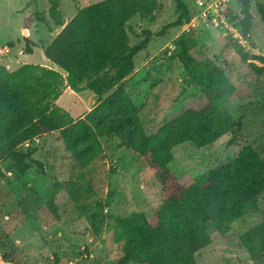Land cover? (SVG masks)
Wrapping results in <instances>:
<instances>
[{
    "label": "trees",
    "instance_id": "obj_1",
    "mask_svg": "<svg viewBox=\"0 0 264 264\" xmlns=\"http://www.w3.org/2000/svg\"><path fill=\"white\" fill-rule=\"evenodd\" d=\"M60 1L47 0L49 19L62 29L43 48L45 58L60 71L24 65L9 72L0 65V163L9 162L20 178L32 165L42 172L30 143L58 133L69 160L77 167L55 179L46 191L45 207L58 220L55 197L65 191L74 211L85 209L80 203L87 202L91 186L84 181L102 152V142L117 141L152 169L164 199L150 218L142 212L110 216L112 240L122 253L116 264H197L196 254L213 241L210 229L223 237L234 222L258 210L257 200L264 194V162L246 146L229 163L189 182L179 180L169 169L172 150L184 143L203 148L225 135L232 136L228 144L233 145L243 121L232 119L221 106L240 92L223 70L207 59L196 60L198 40L193 32L184 33L175 42L173 57L184 71L185 87L199 89L205 101L189 105L147 135L123 83L135 69V57L147 49L153 36H163L190 21L187 4L173 0L176 19L159 32L141 31L143 39L130 46L126 24L135 17L150 19L157 0H102L77 7L67 24L61 19ZM255 7L264 30V4ZM250 8L249 0H241L239 25L248 40L253 21ZM42 16L25 17L23 29L28 32L34 18L41 20ZM21 43L22 54L31 55L35 46L31 38L22 36ZM234 51L244 62L250 61L248 66L256 75L264 73L263 58L250 59L240 46H234ZM67 87L75 93L88 89L97 97L96 105L83 118L73 120L56 105ZM240 243L251 261L264 262V220L247 230ZM51 264L60 262L56 258Z\"/></svg>",
    "mask_w": 264,
    "mask_h": 264
},
{
    "label": "rangeland",
    "instance_id": "obj_2",
    "mask_svg": "<svg viewBox=\"0 0 264 264\" xmlns=\"http://www.w3.org/2000/svg\"><path fill=\"white\" fill-rule=\"evenodd\" d=\"M99 1L102 0H64L62 12L65 15ZM200 1L206 6L219 3L224 15L239 25L241 0H184L190 21L166 31L163 36H153L147 49L135 57V69L123 83L136 104L141 127L147 135L189 105L205 101L199 89L185 87L184 71L173 57L175 42L191 31L198 40L194 51L196 60L212 62L240 92L237 98L221 106L232 119L243 121V129L233 145L228 144L232 136L225 135L203 148L184 143L172 150L169 169L179 180L189 182L229 163L246 146L252 147L264 162V73L256 75L248 66L250 61L244 62L234 51V46H242L238 32L241 26L235 31L238 38H232L221 24L212 22L209 14L201 15L205 8L199 5ZM249 1L253 16L251 40L246 39V50L241 48L250 59H264L263 24L255 7L258 3L264 4V0ZM174 7L173 0H157L150 19L135 17L128 22L129 45L143 39L141 31L156 33L173 22L177 17ZM47 8V0H0V48L10 41L14 43V38L21 40L22 36L45 43L49 29L42 19L35 17L34 23H39L43 39L33 29L34 23L25 31L23 19ZM209 13L213 14L210 10ZM46 20L52 28V22L47 17ZM254 63L263 66V63ZM79 97L85 103L93 100L89 102L91 107L97 101L88 89ZM70 100L72 96L64 95L59 101L60 107L67 111L66 103ZM30 146L36 149L33 158L42 164V172L32 165L20 178L9 162L0 163V264H51L56 258L60 264H116L122 253L112 240L114 223L110 216L125 217L142 212L150 218L158 210L164 195L152 169L117 141H103L102 152L91 166L90 177L84 181L91 186L87 202L80 203L86 208L74 211L67 193L61 191L55 197L59 214L55 220L45 207L46 191L55 179L66 177L77 167L69 160L58 133L38 138ZM257 203L258 210L234 222L227 235L217 237L210 229L213 241L196 254L197 264H264L251 261L240 243V237L247 230L264 220V194ZM93 215L95 219L91 218Z\"/></svg>",
    "mask_w": 264,
    "mask_h": 264
},
{
    "label": "crops",
    "instance_id": "obj_3",
    "mask_svg": "<svg viewBox=\"0 0 264 264\" xmlns=\"http://www.w3.org/2000/svg\"><path fill=\"white\" fill-rule=\"evenodd\" d=\"M64 0H61L59 5V11L61 14V19L63 21L64 24H67L69 22V20H71L76 11H70L69 13H65L62 12V3ZM49 8V5H48ZM47 10L45 11H41L39 12V14L43 15L42 16V21L43 23L48 27L49 32L48 34H46V38L43 41H46L45 43H42L40 41H36L35 39L31 40L34 42L35 46L33 47V53L31 55H23L22 54V49L24 47V45L21 43L20 38H14V43L13 41H10L7 43V46L5 45L3 48H0V65L3 66L6 70H8L9 72L15 71L16 69H18L21 66L24 65H39L48 69H52V70H56V71H60L54 64H52L48 59L45 58L44 54H43V48L48 45L54 38L55 36L61 31L62 27L56 26L54 25V23L52 22V28L49 26V24H47V20L46 17H48L47 14ZM83 8V7H80ZM20 9V8H19ZM31 16V15H30ZM69 18V19H68ZM34 23V21H33ZM32 23V24H33ZM37 25V27H36ZM39 23H34V30H36V34H38V36L42 37V34L40 35V30L41 28H39ZM43 25V24H41ZM40 37V38H41ZM43 39V37L41 38ZM16 48V49H15ZM12 50H15V52H12ZM38 50V53H36ZM85 91V90H84ZM82 93V92H81ZM68 94L69 96H72L73 100H70V103H66V107L68 108V110L66 112H68V114L72 117L73 120H77L80 118H83L91 109L92 107H94L92 105V107L90 106L91 101L89 102H83V100L79 97L80 93H75L72 90H70V88H65V90L63 91L62 95L58 98V100H56V105L60 107L59 105V101L62 100L63 96ZM93 96H95L93 94ZM96 103V102H95ZM93 104V102H92ZM61 108V107H60ZM45 136V135H43ZM43 136H41L40 138H42Z\"/></svg>",
    "mask_w": 264,
    "mask_h": 264
},
{
    "label": "built area",
    "instance_id": "obj_4",
    "mask_svg": "<svg viewBox=\"0 0 264 264\" xmlns=\"http://www.w3.org/2000/svg\"><path fill=\"white\" fill-rule=\"evenodd\" d=\"M199 5L201 7L205 8L203 13L201 14L202 16H205V14H209V16H211V18H212L213 23L218 22L219 24H221L222 28L227 33L231 34L232 38H238V35H236L235 31H236L237 27H240V26L236 25L234 20H232L229 16L224 15L223 10L220 9V7H219V3H213L211 5L206 6L205 2L200 1ZM209 10L212 11L213 14H210ZM238 32H239L240 36L242 37V38L239 37V40L243 46V47L242 46L241 47L245 48V50H246L247 47L245 44L247 43V40H246V37L242 33L241 27L238 29ZM35 140H37V139H35Z\"/></svg>",
    "mask_w": 264,
    "mask_h": 264
}]
</instances>
